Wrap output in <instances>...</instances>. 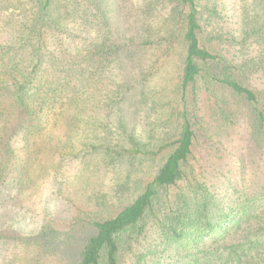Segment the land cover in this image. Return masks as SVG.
Segmentation results:
<instances>
[{"label":"trees","instance_id":"1","mask_svg":"<svg viewBox=\"0 0 264 264\" xmlns=\"http://www.w3.org/2000/svg\"><path fill=\"white\" fill-rule=\"evenodd\" d=\"M50 186L4 264H264V0H0V208Z\"/></svg>","mask_w":264,"mask_h":264},{"label":"rangeland","instance_id":"2","mask_svg":"<svg viewBox=\"0 0 264 264\" xmlns=\"http://www.w3.org/2000/svg\"><path fill=\"white\" fill-rule=\"evenodd\" d=\"M205 144L209 145V143ZM207 161L209 162V158ZM71 193L73 192L69 190L68 194L65 195V199L70 198ZM71 196L73 199H68L62 204L57 191L53 186H50L36 196H24L8 210L0 208V232L12 235V237L0 238V264H4V258L11 255L14 250L11 246L19 243L22 239L18 238L19 235L31 236L36 232L38 225L43 224L47 219L53 225L62 223L63 228L67 229L69 227L68 223L73 220V215L78 211L77 205L74 204V199L78 196L75 194H71ZM76 203L80 204L81 198ZM91 228L93 230V227H88L85 231L80 229L77 238H73L68 245H61L52 256V258H56L55 264H76L79 251L85 240L84 237L91 232ZM67 241L65 240V243ZM31 244L32 247H36L33 238H31ZM48 254L47 256L52 255Z\"/></svg>","mask_w":264,"mask_h":264}]
</instances>
